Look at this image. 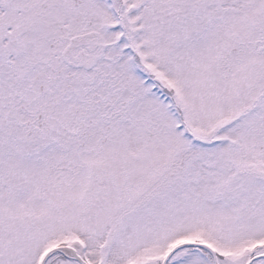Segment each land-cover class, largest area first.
Here are the masks:
<instances>
[{"label": "snow or ice", "instance_id": "6c2138e0", "mask_svg": "<svg viewBox=\"0 0 264 264\" xmlns=\"http://www.w3.org/2000/svg\"><path fill=\"white\" fill-rule=\"evenodd\" d=\"M0 264H264V0H0Z\"/></svg>", "mask_w": 264, "mask_h": 264}]
</instances>
